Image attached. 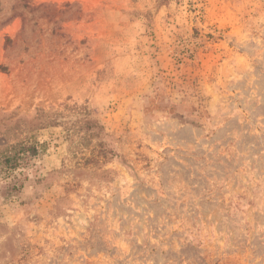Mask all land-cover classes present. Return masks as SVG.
<instances>
[{"label":"rangeland","instance_id":"obj_1","mask_svg":"<svg viewBox=\"0 0 264 264\" xmlns=\"http://www.w3.org/2000/svg\"><path fill=\"white\" fill-rule=\"evenodd\" d=\"M0 264H264V0H0Z\"/></svg>","mask_w":264,"mask_h":264},{"label":"trees","instance_id":"obj_2","mask_svg":"<svg viewBox=\"0 0 264 264\" xmlns=\"http://www.w3.org/2000/svg\"><path fill=\"white\" fill-rule=\"evenodd\" d=\"M30 150H33L32 152H36L37 150L34 147H30ZM13 166V165H12ZM15 166V165H14Z\"/></svg>","mask_w":264,"mask_h":264}]
</instances>
